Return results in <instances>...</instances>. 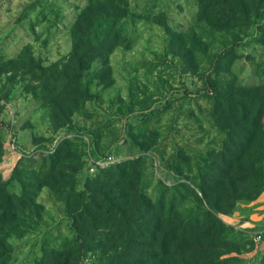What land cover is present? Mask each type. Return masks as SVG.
I'll return each mask as SVG.
<instances>
[{"label":"rangeland","instance_id":"rangeland-1","mask_svg":"<svg viewBox=\"0 0 264 264\" xmlns=\"http://www.w3.org/2000/svg\"><path fill=\"white\" fill-rule=\"evenodd\" d=\"M259 148L264 0H0V264H264Z\"/></svg>","mask_w":264,"mask_h":264},{"label":"trees","instance_id":"trees-1","mask_svg":"<svg viewBox=\"0 0 264 264\" xmlns=\"http://www.w3.org/2000/svg\"><path fill=\"white\" fill-rule=\"evenodd\" d=\"M90 21H92V17H86L83 21H82V25L79 27V32H81V31H83L84 30V24L86 23V24H88V23H90ZM259 151V153H261V152H264V148H259L258 150H257V152ZM249 156L251 157H253L254 155H256L257 153H255L256 152V149H249ZM260 161H258V160H256L255 161V159H253V160H251V161H249V163L247 164L249 167H254V166H256L258 163H259ZM262 173V172H261ZM127 176V175H126ZM125 176V177H126ZM261 185H262V182L260 183ZM129 185V183L125 186V188H124V190H128L130 187V185ZM123 196H125V198H126V196H127V194L125 193H123ZM210 224H211V221H209L208 223H207V226H206V228H205V230H204V232H206L207 233V231H210L214 226H210ZM116 236H117V240L118 241H120V245H119V247L122 249V252H125L126 251V248L128 247V245L130 244L129 243V241H128V243H125L124 241H123V239L125 238V237H128V235L125 233V232H116ZM202 236H203V241L205 240H210L209 238H211L212 237V235H208V234H206L205 235V233H203L202 234ZM211 239H214V238H211ZM201 242V241H200ZM172 244V242L171 241H167L166 242V244H165V256H166V259L165 260H163L162 262H160V263H158V264H180L179 263V261H177L176 260V258L178 257L177 256V253H178V251H179V248H180V245L179 244H176V245H171ZM189 250L190 251H194V249L196 248V246L195 245H191V246H189ZM177 256V257H176ZM127 257V256H126ZM156 258L157 257H153V260H156ZM182 263V262H181ZM125 264H131L130 263V261L128 262L127 261V263H125ZM195 264V263H194Z\"/></svg>","mask_w":264,"mask_h":264}]
</instances>
